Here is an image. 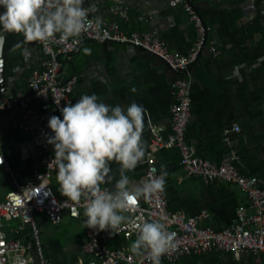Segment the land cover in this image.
Returning a JSON list of instances; mask_svg holds the SVG:
<instances>
[{"label": "crops", "instance_id": "crops-1", "mask_svg": "<svg viewBox=\"0 0 264 264\" xmlns=\"http://www.w3.org/2000/svg\"><path fill=\"white\" fill-rule=\"evenodd\" d=\"M193 1H208L214 11L225 12L232 34L223 36L219 31L220 21L214 22L210 36L217 39L222 53L214 56L203 51L199 63L190 69L192 114L188 140L195 144L200 155L213 160L221 161L236 152L237 165L243 172L264 178V0ZM118 2L131 7L130 19L120 20L125 29L156 28L172 50L179 53L189 52L197 40V29L188 14L179 6H171L170 0H99L91 14L107 16L109 8ZM142 14L147 16L145 20L139 19ZM211 17L212 14L208 15ZM28 47L30 58L15 69L5 96L15 95L40 61L38 43ZM84 48H90L92 54L85 55ZM63 59V77L72 73L80 75L74 103L82 95L96 94L101 102L112 107L120 105L126 109L135 102L146 109L142 133L146 152L151 142L149 124L170 128L175 77L165 63L146 58L130 44H105L100 40L84 41L70 60ZM19 124L17 110L4 111L0 141L11 165L18 163L14 150L27 157V169L18 171L26 178L31 159L39 153V148L35 143L32 146L24 142L23 131L31 136L32 142L35 133L19 131L16 128ZM234 124H239L241 130H233ZM227 129H230L228 133ZM8 147L12 152H8ZM155 157L160 169L161 165L166 166L170 209H183L189 215L207 209L210 216L202 223L222 229L235 222L240 205L248 206V197L238 184L219 181L206 185L202 179L188 175L176 150H161ZM145 158L146 154L134 170L126 173L134 184L147 180ZM110 167L114 179L101 186L112 190L119 179L120 165L111 161ZM248 211L252 209L248 207ZM179 264H264V253L260 256L245 253L236 259L228 252L212 251L186 256Z\"/></svg>", "mask_w": 264, "mask_h": 264}, {"label": "built area", "instance_id": "built-area-1", "mask_svg": "<svg viewBox=\"0 0 264 264\" xmlns=\"http://www.w3.org/2000/svg\"><path fill=\"white\" fill-rule=\"evenodd\" d=\"M170 5L183 8L197 29V40L187 53L172 50L156 28L125 29L120 20L130 19L131 7L127 3L112 5L109 14L102 17V30L109 33V38L103 41L130 44L150 52L177 73L173 81L175 100L171 105L170 128L166 130L162 125L149 124L151 142L145 158L146 177L161 174L155 157L157 152L176 150L188 175L202 179L206 185L219 181L238 184L248 197V206L238 207L236 220L230 226L216 229L202 223L210 216L207 209L191 215L183 209H170L165 185L163 192L149 201L141 199L135 211L124 214L132 217L142 215L148 221L165 218L166 230L176 234L177 247L161 258V264H179L186 256L212 251L228 252L236 259L245 253L260 256L264 253V178L243 172L237 165L239 156L236 152L221 161L213 160L200 155L187 137L192 114L190 69L198 63L205 49L214 56L220 55L222 49L217 39L209 36L212 26L206 24L193 0H170ZM92 17L90 13L89 19ZM146 18L144 14L139 16L140 20ZM79 40L78 44H73L71 39L60 42L57 34L56 39L47 45L37 41L42 56L26 84L15 95L0 98V121L4 111L17 110L20 126L35 133L34 143L39 148V153L31 159L28 177L22 178L6 159L0 141V156L4 160L0 169L9 174L14 185L0 197V264H14L17 256L26 264H56L44 247L38 215L46 213L52 223L58 224L62 222L64 213L76 219L84 214L87 202L84 197L77 204L60 192L54 146L47 142V138L53 135L48 127L49 118L53 115L63 118L60 109L74 104V92L80 81L77 73L62 76L63 57L70 60L84 41L100 39L96 37L95 29L90 28L81 34ZM232 129L240 131L241 126L234 124ZM229 131L227 129L226 133ZM136 235L128 225L117 230L87 228L82 254L71 264H151L146 258L134 256L129 251L125 240L136 239Z\"/></svg>", "mask_w": 264, "mask_h": 264}, {"label": "clouds", "instance_id": "clouds-1", "mask_svg": "<svg viewBox=\"0 0 264 264\" xmlns=\"http://www.w3.org/2000/svg\"><path fill=\"white\" fill-rule=\"evenodd\" d=\"M84 4L85 0H0V6L5 9L0 14V67L3 65L5 34H22L23 40L14 44L10 51L19 50L25 60L31 55L28 45L37 41L47 45L57 34L60 42L71 39L73 44H78L81 34L94 28L98 39H108L109 33L102 30L103 18L89 19V14L96 11L95 6L85 7ZM83 52L92 54L90 48H84ZM132 91H136L135 87ZM60 111L62 119L55 115L49 118L48 127L53 135L47 138L54 146L60 192L77 204L82 197L86 199L87 228L117 230L128 225L137 233L129 251L151 264H161V258L177 247L176 234L166 230L165 218L148 221L142 215L124 214L135 211L141 199L149 201L163 192L168 176L165 165H161L159 176L150 175L138 184L126 175L143 161L146 154L142 140L146 109L135 102L126 109L120 105L112 107L92 94L82 95ZM111 161L120 165V174L114 189L109 190L101 185L112 183L114 179L110 175ZM3 163L0 156V165ZM14 264L26 262L17 256Z\"/></svg>", "mask_w": 264, "mask_h": 264}, {"label": "rangeland", "instance_id": "rangeland-1", "mask_svg": "<svg viewBox=\"0 0 264 264\" xmlns=\"http://www.w3.org/2000/svg\"><path fill=\"white\" fill-rule=\"evenodd\" d=\"M19 131L24 130L20 124L16 127ZM22 132V131H21ZM24 142L31 143L33 146L31 136L23 131ZM8 152H12L8 147ZM4 153L6 151L4 150ZM13 154L18 160V163L12 164L14 170L23 171L27 169V157L20 151L14 150ZM14 188L9 174L0 169V197H3L8 191ZM40 228L42 231V241L47 253L53 254V261L56 264H71L80 254H82V243L85 239L87 225L85 223L86 217L84 214L81 218H71L66 213L63 215L61 223L55 224L50 221L46 213L39 214ZM14 225L16 222L13 223ZM135 238L125 240L131 245ZM124 243V242H123Z\"/></svg>", "mask_w": 264, "mask_h": 264}, {"label": "water", "instance_id": "water-1", "mask_svg": "<svg viewBox=\"0 0 264 264\" xmlns=\"http://www.w3.org/2000/svg\"><path fill=\"white\" fill-rule=\"evenodd\" d=\"M98 2L99 0H85L84 6L88 7L90 4L96 6ZM196 8L199 10L197 5ZM4 11L5 9L2 6H0V14H2ZM0 30H2V25H0ZM22 40H23L22 34H16V33L5 34L3 65L2 67H0V98H3L5 96V92L9 89L10 79L14 76L15 69L25 61V59L20 55L19 50L16 52L10 51V49L14 44ZM104 42L105 44L108 43L106 41ZM138 50L142 52V54L146 58H150L158 63H164V61L161 58L153 55L152 53L142 51V49L140 48H138ZM204 51H208V49H205ZM172 73L174 77H176L177 75L176 71L172 70Z\"/></svg>", "mask_w": 264, "mask_h": 264}, {"label": "trees", "instance_id": "trees-1", "mask_svg": "<svg viewBox=\"0 0 264 264\" xmlns=\"http://www.w3.org/2000/svg\"><path fill=\"white\" fill-rule=\"evenodd\" d=\"M198 8H199V13L205 20L207 25L212 26L214 22L220 21V27L219 31L223 36H228L229 34H232L229 26H228V21L226 19L225 12L223 13H218L214 11L213 8L210 7V4L208 1H199V2H194ZM212 14L211 18H208V15ZM210 36V33H209Z\"/></svg>", "mask_w": 264, "mask_h": 264}, {"label": "flooded vegetation", "instance_id": "flooded-vegetation-1", "mask_svg": "<svg viewBox=\"0 0 264 264\" xmlns=\"http://www.w3.org/2000/svg\"><path fill=\"white\" fill-rule=\"evenodd\" d=\"M51 255V254H50ZM52 256V255H51Z\"/></svg>", "mask_w": 264, "mask_h": 264}]
</instances>
